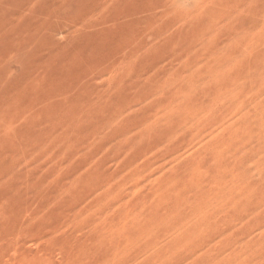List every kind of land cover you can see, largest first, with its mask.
Returning a JSON list of instances; mask_svg holds the SVG:
<instances>
[{"label":"rangeland","instance_id":"obj_1","mask_svg":"<svg viewBox=\"0 0 264 264\" xmlns=\"http://www.w3.org/2000/svg\"><path fill=\"white\" fill-rule=\"evenodd\" d=\"M50 262L264 264V0H0V264Z\"/></svg>","mask_w":264,"mask_h":264},{"label":"bare ground","instance_id":"obj_2","mask_svg":"<svg viewBox=\"0 0 264 264\" xmlns=\"http://www.w3.org/2000/svg\"><path fill=\"white\" fill-rule=\"evenodd\" d=\"M45 247H47V246H45ZM39 248H40V247H39ZM49 248H50V247H49ZM41 249H42V248H41ZM47 249H48V248H47ZM87 250H88V249H87ZM35 251H36V250H35ZM66 253H67V252H66ZM44 255H45V253H44ZM51 255H52V254H51ZM51 255H50V256H51ZM67 255H68V254H67ZM84 256H85V255H84ZM37 257H38V256H37ZM47 257H48V256H47ZM67 257L69 258V256H67ZM80 257H81V256H80ZM86 258H87V257H86ZM40 259H41V258H40ZM40 259H39V260H40ZM46 259L49 260L50 258H49V259L46 258ZM20 260H22V259H20ZM23 260H24V259H23ZM54 260H55V259H54ZM66 260H67V259H66ZM69 261H71V260H69ZM69 261H68V262H69ZM10 262H11V261H10ZM37 262H38V261H37ZM41 262H42V261H41ZM47 262H48V261H47ZM58 262H59V261H58ZM19 263H20V262H19ZM43 263H44V262H43ZM70 263H71V262H70ZM70 263H69V264H70ZM79 263H82V262H79ZM79 263L76 262L75 264H79ZM26 264H27V263H26ZM37 264H38V263H37ZM50 264H51V262H50ZM84 264H85V263H84Z\"/></svg>","mask_w":264,"mask_h":264}]
</instances>
